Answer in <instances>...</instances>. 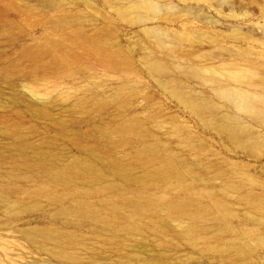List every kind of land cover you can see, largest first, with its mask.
Listing matches in <instances>:
<instances>
[{"label": "rangeland", "instance_id": "1", "mask_svg": "<svg viewBox=\"0 0 264 264\" xmlns=\"http://www.w3.org/2000/svg\"><path fill=\"white\" fill-rule=\"evenodd\" d=\"M21 5L29 8L33 2L24 0ZM53 6L52 9H36L35 6L23 14H6L7 20L13 21L7 28L15 37L11 41L1 34L6 23L0 17V64L14 57L23 46L31 47L48 35L58 39L80 30L87 35L104 37L105 31L109 33L107 37L113 46L131 61L133 71L114 73L96 65L72 76L37 74L18 81L17 89L0 78V120L21 126V133L31 144L46 150L49 148L57 154L64 152L60 155L73 156L77 153L59 134H55L60 128L56 127L59 126L58 120L65 119L68 135L80 132L85 143L98 141L99 136L92 135L88 126L72 122L75 112L80 120L82 116L78 113L82 108L70 105L79 97L101 98L111 107L109 115L104 117L112 118L114 107H117L113 97L121 92L125 98L121 103L129 106L131 115L142 120L145 128L172 150L187 158L205 177L206 184L216 191L218 198L231 204L236 214L234 224L240 226L238 229H253L259 238H264L263 219L238 203L240 194L236 190H225L224 181L215 178L213 171L204 170V166L211 162L219 165L228 160L232 164L226 163L228 166L225 164L223 168L237 171L229 181L245 183L248 187L251 181L264 186V0H55ZM58 17H65L73 25L51 29L49 19ZM71 49L78 55L83 53L79 46ZM6 82L15 88L14 92L7 84L5 87ZM61 96H65V101ZM30 104L36 105H33L36 109L47 110L49 114L51 112L54 119L46 122L47 119L30 117L27 112ZM17 109L22 112L17 114ZM221 118L226 120L220 122L223 121ZM185 126L194 137V148L205 153L189 150L192 141L187 143L183 140L184 135L176 134L177 129ZM1 130L0 125V149L10 156L11 139ZM87 138L91 140L87 142ZM44 142L53 147H46ZM125 151L119 149L117 153H132V149ZM10 164L7 167L0 165V170L10 169ZM17 184L29 187L23 180ZM22 196L12 194L6 198L24 199ZM39 201L42 208L48 209L44 199ZM66 203L70 204L69 201ZM2 220L5 217L0 211ZM48 221L49 217L42 211L21 216L14 226H9L10 229L0 224V264H60L29 246L19 236L20 228L45 226ZM145 240L147 243L143 248L146 251L142 248L139 255L154 259L162 257L166 264H230L236 260L195 253L188 246L162 235L146 234ZM97 245L93 246V252L103 249L99 253L106 256L108 262L118 258L116 247L106 245L100 248ZM258 249L264 250V246ZM254 261L264 264V256L261 254Z\"/></svg>", "mask_w": 264, "mask_h": 264}, {"label": "bare ground", "instance_id": "2", "mask_svg": "<svg viewBox=\"0 0 264 264\" xmlns=\"http://www.w3.org/2000/svg\"><path fill=\"white\" fill-rule=\"evenodd\" d=\"M29 2H33V5L28 8L22 7L24 0H0V17L6 23L1 34L10 38V41L15 37L7 28L12 26L13 21L7 20L6 14H23L27 9L32 11L35 6L36 9H52L55 0ZM48 23L51 29L73 25L65 17L49 19ZM103 34L104 37L92 36L78 30L58 39L48 35L31 47L23 46L14 57L1 61L0 78L17 89L16 83L25 77L37 74L78 75L96 65L105 71L131 73V61L123 57L119 48L113 46L107 37L108 32L104 31ZM75 45L83 50L82 54L72 51L71 47ZM6 84L7 82L5 87ZM120 93H115L113 97L117 107H114V114L111 113L112 118L104 117L109 115L111 107L101 98L79 97L70 105L82 108L78 113L82 116L80 120L75 112L72 122L88 126L92 135L99 136L98 141L96 139L89 143L88 140L94 137L88 135L91 139L87 138L88 143H85L80 132L68 135L67 122L65 119L58 120L59 126L56 127L60 128L55 134H59L77 153L73 156L60 155L64 152L56 151L59 153L57 154L49 148L46 150L31 144L21 133V126L19 128L16 123L0 120L1 133L11 139L10 156L3 154L4 151L0 149V165L7 167L11 163L10 169L0 170V211L5 217L0 224L3 227L14 226L21 216L45 211L49 217L48 225L20 228L19 236L29 246L60 264H166L162 257L154 259L139 255L138 252H142L145 242L147 243L146 234L162 235L205 256L215 255L221 260L230 261L236 259L230 264H238L237 260L240 261L239 264H257L254 259L261 254L264 256V250L258 249L264 246V238H259L253 229H238L240 226L234 224L236 214L232 211L231 204L218 198L216 191L206 184L205 177L196 171L187 158L154 136L145 128L142 120L133 117L129 106L121 103L125 98ZM61 98L65 101V96ZM18 99L20 100L19 97ZM46 104L48 105V101ZM128 104L130 105L129 101ZM33 105L27 107L30 117L47 119L46 122L54 119L51 112L49 114L45 109H36ZM24 109L26 110L25 107ZM17 110L18 114L21 110ZM221 119L223 121L220 122L226 120ZM176 134L184 135L183 140L187 143L192 141L188 145L189 150L203 152L202 149L194 148V137L186 126L177 129ZM140 137L145 140H140ZM49 145L47 146L53 147ZM119 149H132V153L120 155L117 153ZM198 158L201 159L199 156ZM226 163L232 164L228 160L219 165L211 162L204 166V170L213 171L215 178L224 181L225 190H236L240 194L238 203L264 221V186L252 181L249 187L245 183L229 181L237 171L223 168ZM19 180H23L29 187L18 185ZM12 194L23 195L25 200H8L6 197H11ZM41 199L45 200L48 209L42 208L43 204L39 201ZM96 245H100V248H105L106 245L116 247L118 258L114 262H108V258L99 253L103 249L93 252V246ZM87 259L90 262H86Z\"/></svg>", "mask_w": 264, "mask_h": 264}]
</instances>
